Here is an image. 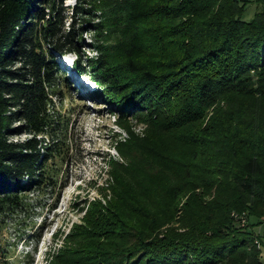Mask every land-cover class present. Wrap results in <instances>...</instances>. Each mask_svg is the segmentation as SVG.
<instances>
[{
	"label": "trees",
	"instance_id": "1",
	"mask_svg": "<svg viewBox=\"0 0 264 264\" xmlns=\"http://www.w3.org/2000/svg\"><path fill=\"white\" fill-rule=\"evenodd\" d=\"M66 1L0 0V224L57 182L71 119L54 97L72 95L58 59L73 54L128 138L51 264H263L250 227L264 222V9L244 21L248 0H75L70 14Z\"/></svg>",
	"mask_w": 264,
	"mask_h": 264
},
{
	"label": "rangeland",
	"instance_id": "2",
	"mask_svg": "<svg viewBox=\"0 0 264 264\" xmlns=\"http://www.w3.org/2000/svg\"><path fill=\"white\" fill-rule=\"evenodd\" d=\"M248 1L242 16L244 21L252 20L257 12L264 9L263 3L257 0ZM75 5V0L65 2L70 14ZM70 22L71 19L67 21V26ZM80 43L81 46H92L95 43L94 33L85 30ZM82 52L89 58L97 56V52L91 47L82 48ZM75 59L73 54L58 59L61 66L69 72L67 77L70 76L72 84L68 90L72 95L54 97L55 109L71 119L70 149L66 150L68 152L64 159H56L55 163L59 165H53L58 168L57 182L49 187L38 186L29 192L23 208L6 217L0 224V264H26L22 259L23 254L27 251L33 252L37 247L40 254L37 255L36 251L34 262L38 260L37 264H51L73 227L83 224L89 203L105 200L104 189L109 186L111 171L108 160L119 159L115 150L117 140L128 138L127 132L117 124L115 116L112 115V107L99 100L97 95H92L91 90L97 89L96 86L84 83L82 77L70 70ZM133 130L143 137L146 134V125L134 122ZM28 137L16 136L11 140L24 141ZM182 205L183 202L180 208ZM181 215L180 209L176 217L180 218ZM236 215H246L247 222L252 221L247 212L233 213V216ZM252 229L264 244V222L250 227ZM262 261L264 264V259Z\"/></svg>",
	"mask_w": 264,
	"mask_h": 264
},
{
	"label": "built area",
	"instance_id": "3",
	"mask_svg": "<svg viewBox=\"0 0 264 264\" xmlns=\"http://www.w3.org/2000/svg\"><path fill=\"white\" fill-rule=\"evenodd\" d=\"M234 217L237 219V221L239 222V224L242 227H245L248 224L246 215H244V216L236 215ZM255 244H256L257 248L260 250L261 258L264 259V250H263L264 244H263L262 239H260L259 237H256L255 238Z\"/></svg>",
	"mask_w": 264,
	"mask_h": 264
},
{
	"label": "clouds",
	"instance_id": "4",
	"mask_svg": "<svg viewBox=\"0 0 264 264\" xmlns=\"http://www.w3.org/2000/svg\"><path fill=\"white\" fill-rule=\"evenodd\" d=\"M37 248H35V250H33V252L27 251L26 253L23 254L22 259L25 261L26 264H37L38 260H36V263L34 262V260L36 258L35 257L36 251L38 250ZM39 252L37 251V255L40 254Z\"/></svg>",
	"mask_w": 264,
	"mask_h": 264
},
{
	"label": "bare ground",
	"instance_id": "5",
	"mask_svg": "<svg viewBox=\"0 0 264 264\" xmlns=\"http://www.w3.org/2000/svg\"><path fill=\"white\" fill-rule=\"evenodd\" d=\"M79 81H81L80 79H79ZM86 86V85H85Z\"/></svg>",
	"mask_w": 264,
	"mask_h": 264
}]
</instances>
